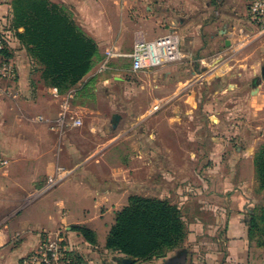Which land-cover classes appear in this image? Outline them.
Wrapping results in <instances>:
<instances>
[{"label": "crops", "instance_id": "obj_1", "mask_svg": "<svg viewBox=\"0 0 264 264\" xmlns=\"http://www.w3.org/2000/svg\"><path fill=\"white\" fill-rule=\"evenodd\" d=\"M75 1L100 58L69 93L72 105L93 88L112 101L108 91L128 84L131 74L161 82L175 69L191 74L140 113L130 110L126 97L108 120L99 109L74 106L83 126L60 136L50 123L69 94L57 96L42 85L31 74L26 50L11 42L19 98L0 104V156L6 160L0 171V264H23L47 235L56 234L86 264H119L120 256L105 244L116 214L134 196L168 200L191 219L183 246L146 264H264V247L250 242L247 226L248 215L264 207L253 165L264 144V31L248 22L253 0H94L95 14L88 10L92 2ZM11 2L0 0V24L11 17ZM108 5L133 20V38L126 29L112 42L103 38L98 27L109 16ZM171 32L180 37L181 62L141 73L124 64L132 60L137 34L150 41ZM108 52L114 56L106 64ZM218 80L224 82L220 90ZM120 150L128 152L124 160L107 169L106 158ZM157 165L175 167V201L161 193L163 187L150 193ZM188 171L191 190L185 188ZM163 178L166 182L167 175ZM77 226L94 231L96 244L75 231Z\"/></svg>", "mask_w": 264, "mask_h": 264}, {"label": "trees", "instance_id": "obj_2", "mask_svg": "<svg viewBox=\"0 0 264 264\" xmlns=\"http://www.w3.org/2000/svg\"><path fill=\"white\" fill-rule=\"evenodd\" d=\"M11 17L3 19L0 33L9 34L4 58L13 59L11 42L26 50L32 76L47 88L67 95L79 87L100 58L96 40L78 23L64 4L52 0H12ZM23 30L20 32V30ZM260 189L264 191V144L254 158ZM182 209L168 200L134 196L116 214L107 238L106 249L130 264H146L167 258L179 250L188 236L187 219ZM250 242L264 247V207L255 209L247 219ZM88 243L96 244V234L85 226L74 228ZM71 264H86L76 252L69 254Z\"/></svg>", "mask_w": 264, "mask_h": 264}, {"label": "built area", "instance_id": "obj_3", "mask_svg": "<svg viewBox=\"0 0 264 264\" xmlns=\"http://www.w3.org/2000/svg\"><path fill=\"white\" fill-rule=\"evenodd\" d=\"M247 11L248 22L264 31V0H253ZM179 38L176 32L150 41L139 35L131 55L133 72H147L181 62L183 54ZM9 39V34L3 30L0 33V53L6 49ZM113 56L112 52L107 53L106 64ZM18 78L19 72L14 60L0 56V104L18 100L19 95L14 88ZM55 91L58 96V91ZM72 99V94H69L62 100L59 116L50 123L51 129L60 136L83 126L82 117L72 108ZM5 164L6 160L0 156V171ZM71 252L63 234L47 235L38 248L24 259L23 264H71Z\"/></svg>", "mask_w": 264, "mask_h": 264}, {"label": "rangeland", "instance_id": "obj_4", "mask_svg": "<svg viewBox=\"0 0 264 264\" xmlns=\"http://www.w3.org/2000/svg\"><path fill=\"white\" fill-rule=\"evenodd\" d=\"M92 3L91 7H89V11L91 14H95V1L94 0H88ZM67 5L66 7L69 8V10L71 12H73L76 20L78 21V23L85 29L86 32H88L85 28V21L83 20V12L80 11V8H76L74 7L72 4L77 3L75 0H67ZM107 11L109 12V16L108 17H103L102 21L100 18V30H103L101 32L103 38H105L108 42H112L114 38V36H116V34L121 33V31H123V29H126V34L129 36V38L132 36L133 38V32L135 30H137V26L134 24L133 20H131V18L129 16H126V18L124 19L123 16L120 14V11L115 8V7H111L110 5L107 6ZM82 12V13H81ZM99 15V14H98ZM96 21L94 20L92 22V24L90 26H92V29L96 28ZM109 30V31H108ZM159 32V30H158ZM106 34V35H105ZM107 36V37H106ZM139 36V34H137V37ZM127 40V39H126ZM128 41V40H127ZM124 64L128 65V67L130 68L132 66V60L131 59H126ZM194 70L196 69L195 65H193ZM160 69V68H158ZM158 69H154V70H158ZM198 69V68H197ZM191 71L189 70H173L170 75L168 76L167 80L165 82H161L160 78H151V76L149 75H143V76H137L136 74H131L128 75V84L124 85L123 87H116L115 89L113 88L111 90V92L108 91V93H112L113 98L112 101L108 100L107 97L105 96L104 92L102 90H98L95 92L96 88H93L87 99L84 101H75L74 104L72 105V108L75 110L74 106L79 109V108H85L87 110H95V109H99L101 110V112H103V114L106 115V120H108L107 118L110 116V114L113 112L112 111V107L115 105L118 109L119 104V98H123L129 101V106H130V110L134 111L135 114L136 113H140L143 110H145L149 105H150V101L151 99H153L154 97H159L160 95H166L169 94L171 92V89H173L175 83L177 81L180 80H185L187 78L190 77ZM159 76V75H158ZM151 81L154 80V85H156V87H151ZM153 84V83H152ZM224 86V82L222 80H218V82L215 84L216 89L220 90L221 88H223ZM203 89H201L200 93L201 95H204V93H202ZM88 91V90H87ZM92 92V94H91ZM72 104V102H71ZM220 107H222V104L220 105ZM76 111V110H75ZM128 117V116H127ZM113 121V120H112ZM127 121H131L129 118H127ZM200 123H204V120H199ZM233 124L231 123L229 126H232ZM108 126V125H107ZM117 126V125H116ZM235 127H238V125H236ZM138 136H136V139H134L133 141L137 142ZM128 152H126L125 150H120V151H115L113 152L111 155H109L106 158L105 161V165L107 169H111L113 167V165H117L118 163H121L124 160L125 155ZM153 183L151 185L152 187V191L150 193L154 194L157 193L158 194V190L160 187H163V192L161 193H166V194H171L173 197V201H175L174 197H175V184H174V180H175V167H171L170 165H166L164 167H160L159 165L155 166L153 168ZM184 173V176H189V181L185 182V188H188L189 190L193 189L192 187V182L191 180V172L188 171ZM207 173V171H206ZM167 175V181L164 182V175ZM144 177L143 174V170L142 172L139 174V178L142 181ZM162 180V184H160V181ZM165 184V185H164ZM204 188L205 190H208V187H206V184H204ZM203 189V187L201 188ZM211 189V188H210ZM204 190V189H203ZM188 201H190V199H188ZM192 207L194 205H191ZM191 207V208H192ZM187 218V216H186ZM187 221L190 222L191 219L187 218ZM191 223H190V227H191ZM218 234V233H217ZM212 235V233H211ZM211 236L207 237V239H210ZM210 240H206L205 243H210Z\"/></svg>", "mask_w": 264, "mask_h": 264}, {"label": "water", "instance_id": "obj_5", "mask_svg": "<svg viewBox=\"0 0 264 264\" xmlns=\"http://www.w3.org/2000/svg\"><path fill=\"white\" fill-rule=\"evenodd\" d=\"M119 120H120V118L118 117V115L113 116V124H118ZM123 263L130 264V263H132V261L129 259H124Z\"/></svg>", "mask_w": 264, "mask_h": 264}]
</instances>
